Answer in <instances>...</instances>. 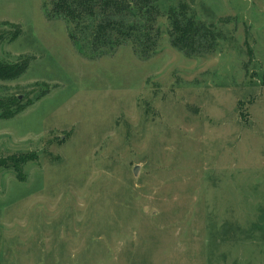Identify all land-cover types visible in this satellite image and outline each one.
Here are the masks:
<instances>
[{
  "label": "rangeland",
  "instance_id": "374dc122",
  "mask_svg": "<svg viewBox=\"0 0 264 264\" xmlns=\"http://www.w3.org/2000/svg\"><path fill=\"white\" fill-rule=\"evenodd\" d=\"M55 1L0 0V60L31 59L0 80L24 107L0 158L37 156L0 166V264H264V0H148V59L86 57ZM180 5L213 25L205 54L173 47Z\"/></svg>",
  "mask_w": 264,
  "mask_h": 264
},
{
  "label": "trees",
  "instance_id": "16d2710c",
  "mask_svg": "<svg viewBox=\"0 0 264 264\" xmlns=\"http://www.w3.org/2000/svg\"><path fill=\"white\" fill-rule=\"evenodd\" d=\"M148 0H57L51 13L62 17L72 24L75 36H72L77 50L86 57L97 58L114 52L120 46L132 44L142 59H148L156 53L157 16L160 8L149 5ZM148 5L149 7L142 8ZM169 8V37L173 47L187 56H199L215 47L218 35L213 25H206L187 13L186 8ZM21 34L18 27L11 35V41ZM80 35V36H79ZM113 35L117 37L113 39ZM3 38L0 35V40ZM250 57L253 53L249 51ZM31 59L25 58L15 63L0 60V80H15L28 69ZM24 107L14 98H0V119H11ZM34 153L0 158V166L13 163V169L20 180H24L23 168L36 161Z\"/></svg>",
  "mask_w": 264,
  "mask_h": 264
},
{
  "label": "water",
  "instance_id": "95a60500",
  "mask_svg": "<svg viewBox=\"0 0 264 264\" xmlns=\"http://www.w3.org/2000/svg\"><path fill=\"white\" fill-rule=\"evenodd\" d=\"M134 174L136 175V169H135V172H134Z\"/></svg>",
  "mask_w": 264,
  "mask_h": 264
}]
</instances>
